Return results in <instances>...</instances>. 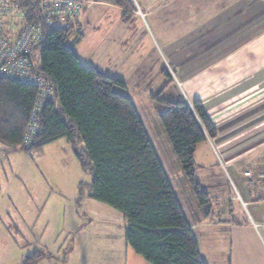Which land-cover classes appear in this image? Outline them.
<instances>
[{
  "label": "trees",
  "instance_id": "16d2710c",
  "mask_svg": "<svg viewBox=\"0 0 264 264\" xmlns=\"http://www.w3.org/2000/svg\"><path fill=\"white\" fill-rule=\"evenodd\" d=\"M131 1L111 0L129 10ZM26 6L29 18L36 19L34 4ZM128 18L123 14V21ZM82 37L77 22L43 28L40 72L52 83L53 96L41 105L30 145L23 143V135L37 87L0 78V143L11 151H35L66 139L89 174L88 182L79 183V194L87 191L90 198L123 214L125 241L137 254L150 264H208L127 84L81 61L75 45ZM151 99L172 152L203 206L208 195L195 179L194 154L199 143L216 136V128L198 99L190 105L166 100L161 92ZM44 256L33 252L22 264H36Z\"/></svg>",
  "mask_w": 264,
  "mask_h": 264
},
{
  "label": "crops",
  "instance_id": "0c3cea01",
  "mask_svg": "<svg viewBox=\"0 0 264 264\" xmlns=\"http://www.w3.org/2000/svg\"><path fill=\"white\" fill-rule=\"evenodd\" d=\"M82 1L85 8L75 22L80 29L89 27L90 32L97 30L98 23L95 13L89 15L86 3L117 11L116 22L121 24L132 17H156L160 5L168 3L135 0L131 18L123 21L125 9L110 0ZM178 1L168 13L176 21L174 34L163 36L160 45L156 43L162 68L158 74L161 84L155 87L169 101L186 100L191 104L198 99L216 128V136L199 143L194 154L195 179L208 195V203L191 206V226H202L199 250L205 260L212 259L215 264H264V202L257 200V189L250 187L243 175L244 170L253 174L264 170V0H207L213 3L206 7H196L192 0ZM112 18L108 15L105 22L102 19L105 34L112 33L116 23ZM82 33L75 45L77 55L83 63L103 72L92 51L97 46L89 45ZM163 61L170 66V75H163ZM128 89L138 109L139 105L146 107L143 114L149 131L152 125L147 112L154 113L151 95L158 91ZM159 133L165 139L164 132ZM201 172H216L222 179L219 188L207 186L197 177ZM188 188L194 195L186 185ZM226 241L228 258L223 246Z\"/></svg>",
  "mask_w": 264,
  "mask_h": 264
},
{
  "label": "rangeland",
  "instance_id": "374dc122",
  "mask_svg": "<svg viewBox=\"0 0 264 264\" xmlns=\"http://www.w3.org/2000/svg\"><path fill=\"white\" fill-rule=\"evenodd\" d=\"M131 2L132 9L122 7L125 9L123 14L128 13V19L135 9V0ZM179 2L168 0L157 9L156 17L147 16L145 20L132 17L128 24L116 22L119 19L117 11L86 3L89 15L95 13L98 25L97 30L91 32L84 25L81 31L89 45L97 46L92 51L95 50L93 55L103 72L124 80L130 89L138 88L144 93L158 91L160 88L155 86L161 84L158 74L162 61L156 43L160 45L163 36L170 35L176 27L175 19L168 13ZM190 3L206 7L212 6L213 2L192 0ZM214 8L217 9V3ZM108 15L116 22L110 35L105 34L106 26L101 24ZM180 27L184 29V25ZM163 65V75H170V66L164 61ZM139 108L145 123L146 107L139 105ZM147 116L152 125L149 134L171 180L178 183L175 191L182 198L189 219L191 206L199 203L198 199L195 194H189V188L186 189V185L191 188L190 183L166 136L163 139L159 133L163 129L155 111L147 112ZM9 148L0 143V264H22L26 256L36 251L45 255L37 264H150L126 245V220L120 211L90 198L87 191L81 197L79 183L88 182L89 174L81 169L66 139L35 151H11ZM216 174L201 172L197 177L217 190L222 179ZM201 227L198 225L193 229L198 241L202 236ZM227 243L223 244L225 249L222 247L226 258L230 252ZM201 247L205 257L202 244ZM206 261L215 264L212 259Z\"/></svg>",
  "mask_w": 264,
  "mask_h": 264
},
{
  "label": "built area",
  "instance_id": "2783aa9c",
  "mask_svg": "<svg viewBox=\"0 0 264 264\" xmlns=\"http://www.w3.org/2000/svg\"><path fill=\"white\" fill-rule=\"evenodd\" d=\"M0 0V78L29 82L37 87L23 143L30 145L38 131L42 103L53 96V85L41 72L40 45L43 28L53 23L75 22L85 8L82 0ZM26 2L34 4L36 19H30ZM191 105V104H190ZM248 185L264 202V170H244ZM239 198V196L237 195Z\"/></svg>",
  "mask_w": 264,
  "mask_h": 264
}]
</instances>
